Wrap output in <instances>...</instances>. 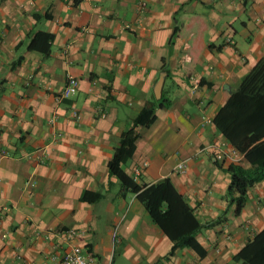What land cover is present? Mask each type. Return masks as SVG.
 Listing matches in <instances>:
<instances>
[{
  "label": "crops",
  "instance_id": "obj_1",
  "mask_svg": "<svg viewBox=\"0 0 264 264\" xmlns=\"http://www.w3.org/2000/svg\"><path fill=\"white\" fill-rule=\"evenodd\" d=\"M38 31L53 34L47 54L27 47ZM260 58L264 0H0V264H51L72 244L97 264H242L264 227V178L236 213L226 167L249 164L213 118ZM146 106L155 120L123 168L138 184L170 179L204 224L203 256H167L171 240L108 170Z\"/></svg>",
  "mask_w": 264,
  "mask_h": 264
},
{
  "label": "trees",
  "instance_id": "obj_2",
  "mask_svg": "<svg viewBox=\"0 0 264 264\" xmlns=\"http://www.w3.org/2000/svg\"><path fill=\"white\" fill-rule=\"evenodd\" d=\"M52 40L53 34L38 31L27 47L47 54ZM154 120L153 107L146 106L138 112L129 127L120 132L118 144L107 162L108 170L119 180L123 193H135L152 221L171 240L172 245L167 256L180 247L190 248L203 256L205 249L197 240L196 234L204 224L199 222L193 208L176 190L170 179L165 178L152 184H138L123 168L134 152V142L138 137L136 129L139 126H148ZM213 122L249 164L248 167L240 164H229L226 167L230 173L227 198L229 202L235 203V212L239 213L246 202L248 189L264 178V58L254 64L238 87L231 92L215 114ZM93 196L94 199L99 197L98 194ZM233 258L241 260L242 264H264V227Z\"/></svg>",
  "mask_w": 264,
  "mask_h": 264
},
{
  "label": "built area",
  "instance_id": "obj_3",
  "mask_svg": "<svg viewBox=\"0 0 264 264\" xmlns=\"http://www.w3.org/2000/svg\"><path fill=\"white\" fill-rule=\"evenodd\" d=\"M78 80L73 76H68L66 83L59 93V98L67 99L75 94L77 89ZM70 116L73 119H78L79 113L76 108L72 107ZM53 122V119H50ZM4 152H2L3 154ZM175 170L184 173L186 170L185 161L178 162ZM79 233L75 229H68L66 231L67 238L77 236ZM51 264H97L96 258L92 254L83 253L82 247L79 244H72L62 253L54 252L51 256Z\"/></svg>",
  "mask_w": 264,
  "mask_h": 264
},
{
  "label": "water",
  "instance_id": "obj_4",
  "mask_svg": "<svg viewBox=\"0 0 264 264\" xmlns=\"http://www.w3.org/2000/svg\"><path fill=\"white\" fill-rule=\"evenodd\" d=\"M161 79H159V81L157 82V84L155 85V89H154V93L157 96L158 92H159V88H160V84H161Z\"/></svg>",
  "mask_w": 264,
  "mask_h": 264
}]
</instances>
